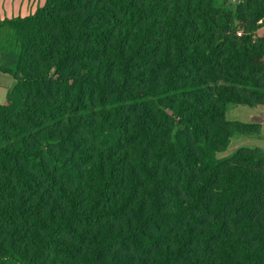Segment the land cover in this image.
Here are the masks:
<instances>
[{"label":"trees","instance_id":"16d2710c","mask_svg":"<svg viewBox=\"0 0 264 264\" xmlns=\"http://www.w3.org/2000/svg\"><path fill=\"white\" fill-rule=\"evenodd\" d=\"M264 0H45L0 18V264H264Z\"/></svg>","mask_w":264,"mask_h":264},{"label":"rangeland","instance_id":"374dc122","mask_svg":"<svg viewBox=\"0 0 264 264\" xmlns=\"http://www.w3.org/2000/svg\"><path fill=\"white\" fill-rule=\"evenodd\" d=\"M226 1L230 2L233 5H236L240 0H226ZM42 5H38L37 7ZM261 32H264V25L258 33L261 34ZM262 108H264V106L250 107L247 105H228L227 118L231 120L235 119V120L251 121V122L259 123L260 117L264 116V110H261ZM241 146L261 147L264 149V129L261 130L260 135H253V136L234 133L233 136L231 137L230 144L227 147V149L224 152L219 153L218 155L219 156L228 155Z\"/></svg>","mask_w":264,"mask_h":264},{"label":"crops","instance_id":"0c3cea01","mask_svg":"<svg viewBox=\"0 0 264 264\" xmlns=\"http://www.w3.org/2000/svg\"><path fill=\"white\" fill-rule=\"evenodd\" d=\"M44 2L45 0H0V18L26 16L33 13L36 7L38 5H42ZM13 83L14 79L11 75L0 72V104L4 102L6 93L12 87ZM261 110H264V108H262ZM258 124H260L261 130H263L264 116L260 117Z\"/></svg>","mask_w":264,"mask_h":264},{"label":"built area","instance_id":"2783aa9c","mask_svg":"<svg viewBox=\"0 0 264 264\" xmlns=\"http://www.w3.org/2000/svg\"><path fill=\"white\" fill-rule=\"evenodd\" d=\"M0 59H1V54H0Z\"/></svg>","mask_w":264,"mask_h":264}]
</instances>
